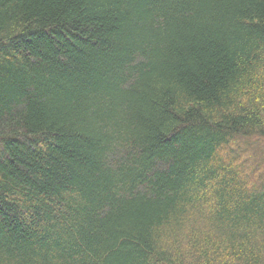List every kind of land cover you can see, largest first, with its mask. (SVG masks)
I'll use <instances>...</instances> for the list:
<instances>
[{
  "label": "trees",
  "instance_id": "1",
  "mask_svg": "<svg viewBox=\"0 0 264 264\" xmlns=\"http://www.w3.org/2000/svg\"><path fill=\"white\" fill-rule=\"evenodd\" d=\"M0 264H264V0H0Z\"/></svg>",
  "mask_w": 264,
  "mask_h": 264
}]
</instances>
